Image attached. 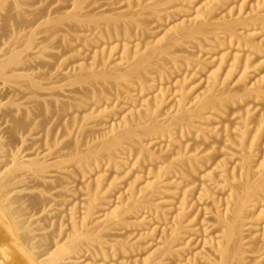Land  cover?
I'll return each mask as SVG.
<instances>
[{
  "label": "bare ground",
  "instance_id": "obj_1",
  "mask_svg": "<svg viewBox=\"0 0 264 264\" xmlns=\"http://www.w3.org/2000/svg\"><path fill=\"white\" fill-rule=\"evenodd\" d=\"M0 264H264V0H0Z\"/></svg>",
  "mask_w": 264,
  "mask_h": 264
}]
</instances>
